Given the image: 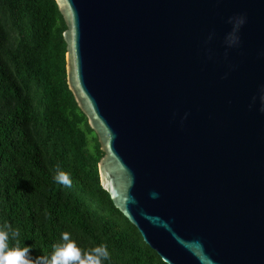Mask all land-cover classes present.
Here are the masks:
<instances>
[{
	"label": "water",
	"instance_id": "1",
	"mask_svg": "<svg viewBox=\"0 0 264 264\" xmlns=\"http://www.w3.org/2000/svg\"><path fill=\"white\" fill-rule=\"evenodd\" d=\"M55 1L114 206L166 264H264V0Z\"/></svg>",
	"mask_w": 264,
	"mask_h": 264
},
{
	"label": "trees",
	"instance_id": "2",
	"mask_svg": "<svg viewBox=\"0 0 264 264\" xmlns=\"http://www.w3.org/2000/svg\"><path fill=\"white\" fill-rule=\"evenodd\" d=\"M65 28L55 0H0V225L20 230L34 261L68 232L84 251L106 244L104 264H166L100 185L103 154L66 81Z\"/></svg>",
	"mask_w": 264,
	"mask_h": 264
},
{
	"label": "clouds",
	"instance_id": "3",
	"mask_svg": "<svg viewBox=\"0 0 264 264\" xmlns=\"http://www.w3.org/2000/svg\"><path fill=\"white\" fill-rule=\"evenodd\" d=\"M229 23H232V31L226 37L228 47H233L239 44V36L237 35L240 27L245 23L243 15L238 17H230ZM211 39V36H209ZM264 100V96L261 97ZM261 111H264L262 107ZM58 184L65 187L72 186L70 175L57 169L54 177ZM155 198L156 193L152 194ZM20 230L13 228L7 221L0 225V264H104V261L110 259V253L106 244H100L84 251L70 239V234L64 232L62 240L64 243L57 244L54 247V252L49 259L46 256H40L35 261L30 257V246H20ZM10 240L15 241V245L10 247Z\"/></svg>",
	"mask_w": 264,
	"mask_h": 264
}]
</instances>
